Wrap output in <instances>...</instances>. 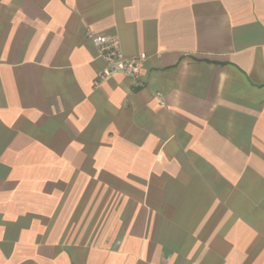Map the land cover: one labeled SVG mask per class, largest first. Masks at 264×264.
I'll return each mask as SVG.
<instances>
[{
    "label": "crops",
    "instance_id": "1",
    "mask_svg": "<svg viewBox=\"0 0 264 264\" xmlns=\"http://www.w3.org/2000/svg\"><path fill=\"white\" fill-rule=\"evenodd\" d=\"M0 264H264V0H0Z\"/></svg>",
    "mask_w": 264,
    "mask_h": 264
},
{
    "label": "built area",
    "instance_id": "2",
    "mask_svg": "<svg viewBox=\"0 0 264 264\" xmlns=\"http://www.w3.org/2000/svg\"><path fill=\"white\" fill-rule=\"evenodd\" d=\"M87 37L96 49L97 57L104 63L105 67L100 70L95 78L94 84L111 78L116 73H121L133 80L136 85L142 84L141 70L146 54L141 53L137 56H126L123 54L119 40L116 37H109L89 32ZM160 104L163 105L162 95L156 94Z\"/></svg>",
    "mask_w": 264,
    "mask_h": 264
}]
</instances>
